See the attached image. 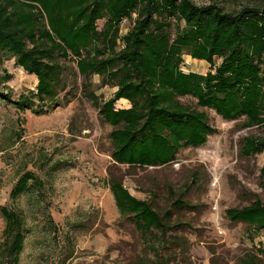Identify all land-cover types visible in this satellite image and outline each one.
Masks as SVG:
<instances>
[{"label": "rangeland", "instance_id": "1", "mask_svg": "<svg viewBox=\"0 0 264 264\" xmlns=\"http://www.w3.org/2000/svg\"><path fill=\"white\" fill-rule=\"evenodd\" d=\"M191 1L229 13L246 6L264 10V0ZM133 19L122 21L119 35L131 30ZM103 25L98 21V30ZM115 48H122L120 40ZM183 60L185 73L209 70L204 61L188 55ZM55 62L62 68V88L54 102L32 99L21 111L19 96L31 99L37 80L0 56V209L20 212L30 230L18 264H244L261 258L264 229L227 218L228 209L264 204V152L242 153L246 138L263 136L260 127H246L244 117L223 120L191 97H179L183 106L206 113L214 133L199 147L179 150L169 164L120 165L111 158L115 128L100 112L116 88L100 76L80 75L69 58L56 55ZM24 168L44 181V190L13 200L10 192ZM111 180L148 202L167 231L142 235L130 216L118 212L107 186ZM4 227L0 212V244Z\"/></svg>", "mask_w": 264, "mask_h": 264}, {"label": "trees", "instance_id": "2", "mask_svg": "<svg viewBox=\"0 0 264 264\" xmlns=\"http://www.w3.org/2000/svg\"><path fill=\"white\" fill-rule=\"evenodd\" d=\"M132 19L131 30L119 35L122 21ZM101 20L104 25L98 30ZM117 40L122 43L118 51ZM56 55L73 60L80 75L100 76L116 88L100 112L115 128L110 140L111 158L117 164L163 166L173 162L179 150L207 141L214 130L206 113L183 106L179 97H191L198 107L212 110L223 120L244 117L246 127H260L263 136L246 138L242 153L264 152L262 10L246 6L229 13L191 0H0V56L13 59L37 80L31 99L19 96V110L28 109L32 99L54 102L62 88ZM183 55L206 62L209 70L183 72ZM120 99L130 107L116 109ZM260 185L264 194V166ZM44 186L43 180L24 168L10 197L15 200L28 192H41ZM107 186L118 212L130 216L142 235L167 231L148 202L132 196L118 181H108ZM0 212L5 221L0 264H18L30 230L20 212L7 207ZM227 218L261 231L264 204L257 200L228 209ZM257 253L261 258L244 264H264V248Z\"/></svg>", "mask_w": 264, "mask_h": 264}, {"label": "crops", "instance_id": "3", "mask_svg": "<svg viewBox=\"0 0 264 264\" xmlns=\"http://www.w3.org/2000/svg\"><path fill=\"white\" fill-rule=\"evenodd\" d=\"M121 101H124L125 103H127V106H124V107H119V108H116V109H126V108H129L130 107V104L128 101L124 100V99H120ZM118 102V101H117Z\"/></svg>", "mask_w": 264, "mask_h": 264}, {"label": "water", "instance_id": "4", "mask_svg": "<svg viewBox=\"0 0 264 264\" xmlns=\"http://www.w3.org/2000/svg\"><path fill=\"white\" fill-rule=\"evenodd\" d=\"M262 14H264V10L262 11Z\"/></svg>", "mask_w": 264, "mask_h": 264}]
</instances>
